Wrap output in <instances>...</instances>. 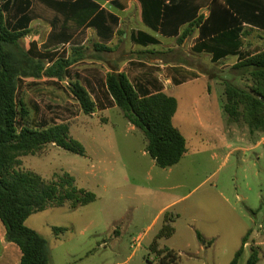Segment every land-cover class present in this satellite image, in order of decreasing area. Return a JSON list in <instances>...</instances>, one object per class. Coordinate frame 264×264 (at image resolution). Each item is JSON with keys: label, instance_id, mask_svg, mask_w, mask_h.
Instances as JSON below:
<instances>
[{"label": "rangeland", "instance_id": "rangeland-1", "mask_svg": "<svg viewBox=\"0 0 264 264\" xmlns=\"http://www.w3.org/2000/svg\"><path fill=\"white\" fill-rule=\"evenodd\" d=\"M121 2L127 10L118 16L112 38L103 40L94 30L66 22L31 0L33 20L21 41L24 47L34 41L54 60L71 58L80 49L82 60L62 82L22 80L18 98L28 111L26 124H67L85 154L48 145L22 158L20 169L46 181L68 173L96 199L74 211L48 208L31 215L25 225L48 242L50 264H158L150 246L167 212L174 234L156 241L158 249L176 253L174 264H230L247 232L239 264L251 246L259 252L257 264H264V133L249 132L242 119L232 122L223 112L225 84L249 90L251 81L233 71L236 57L213 63L210 55L192 52L191 37L177 50L165 47L162 55L138 48L131 40L143 27L137 8ZM63 32L71 36L69 45L57 40ZM163 46H176V41H164ZM260 50L264 32L248 31L242 52ZM173 68L179 69L178 79L197 80L174 86L169 94L177 102L172 123L187 151L176 165L161 169L146 153L141 132L109 104L104 80L108 72L122 71L132 83L155 79L164 88L167 79L172 83ZM71 80L89 92L96 104L92 115L80 111L68 90ZM54 227L66 231L56 237ZM196 232L213 244L199 243Z\"/></svg>", "mask_w": 264, "mask_h": 264}, {"label": "trees", "instance_id": "trees-1", "mask_svg": "<svg viewBox=\"0 0 264 264\" xmlns=\"http://www.w3.org/2000/svg\"><path fill=\"white\" fill-rule=\"evenodd\" d=\"M36 1L66 22L94 29L103 40H108L118 26L114 15L99 10L90 0ZM139 1L144 24L157 30L161 25L163 2ZM30 7L31 0H0V222L5 229V241L20 251L19 264H50L48 242L28 228L26 220L48 208L67 207L74 211L94 202L96 197L92 192L78 188L68 173L46 181L36 173L20 169L22 158L35 156L48 145L79 156L85 154L83 146L71 138L67 124L36 127L26 124L28 111L18 98L22 80L45 78L62 82L70 79V67L82 60L80 49H75L71 58L54 60L53 56L42 53L34 41L30 42L29 48L24 47L21 41L29 35L33 19ZM243 24L264 30V0H213L209 17L204 22L201 17L190 22L176 40L182 43L195 28H199L200 38L204 40L193 49L194 52L210 53L213 62L227 55H237L238 61L232 69L238 77L249 79L252 85L249 90H243L226 83L223 112L232 122L242 119L249 132L264 133V50L238 51ZM59 37L57 40L64 44L71 38L65 32ZM132 42L147 46L155 44L156 40L138 31ZM104 88L109 104L117 107L123 118L141 132L146 141L145 151L157 167L165 169L182 159L187 149L184 137L172 123L177 110L175 98L161 89L151 92L142 84L132 83L126 74L114 70L106 74ZM68 90L84 115L95 112V102L77 81L71 80ZM168 217L165 212L162 228L150 246L158 264H174L177 258L173 250L157 247V239L170 238L174 234V228L168 224L173 221ZM52 230L56 237L66 231L56 227ZM196 239L206 246L214 242L213 239L206 242L198 232ZM247 240L248 232L230 264H239ZM259 260L258 250L251 246L244 264H257Z\"/></svg>", "mask_w": 264, "mask_h": 264}, {"label": "crops", "instance_id": "crops-1", "mask_svg": "<svg viewBox=\"0 0 264 264\" xmlns=\"http://www.w3.org/2000/svg\"><path fill=\"white\" fill-rule=\"evenodd\" d=\"M67 1H75V0H67ZM90 1L97 4V6L99 7V10H106L109 13H111L112 15H114L118 19V22H119L118 16L120 15V13H123L127 10V8L123 6L121 1L127 2L128 4H134L137 8L138 16H139L141 23H142V26H143L142 30H137L136 32H138V31L143 32V33L149 35L150 37H152L156 40L155 44L147 45V46H142V45H138L135 43L134 44L138 48H140L144 51H147V50L157 51L155 53V55H162L164 52L163 50H165L166 48H167L166 51H173V50L179 49L180 47H182L180 45H182L183 42L189 37H191L194 40V43L191 46V50H192V52H194L193 49L200 42H202L204 40V39L200 38V29L199 28H195L194 31L191 33V35L188 36L180 44L177 42L176 39L180 35L182 29L184 27H186L190 22H192V21H194L200 17L203 19V22H204L209 17V15L211 13L212 2H213V0H161L163 2L161 25L158 27L157 30H152L147 25H145L143 22L142 5H141L139 0H121V1L120 0H100L101 3H98L96 0H90ZM219 1H221V0H219ZM29 27H30V25H29ZM79 27L86 28V29H92V28H87L85 25L79 26ZM92 30H94V29H92ZM251 30L264 32V30H262V29H258L256 27H251L247 24H243L242 25V31L239 35V46H238L239 52H242V40L244 38H246V35H248V31H251ZM136 32L133 35H131V40L135 36ZM113 35H114V31H113V34L111 35L110 38H112ZM70 39L64 45H69ZM167 40H175L176 46H163V42L167 41ZM171 49H173V50H171ZM161 51H163V52H161ZM150 53L154 54V52H150ZM194 53H196V52H194ZM203 53L210 55L211 61H212V55L210 53L201 52V53H196V54H203ZM228 57H236L238 59L237 55H227L224 58L220 59L218 62H220L221 60H224ZM157 60L161 61L162 58H158ZM218 62H213V63H218ZM166 66H168V64H166ZM178 70H179L178 68H173L174 76L171 78L173 84L171 83V81L169 79H167L165 81L166 87H164V88H163L162 84H160V82L155 80V79H152L151 81L135 82V84H137V83L142 84L151 92L154 91L155 89H161V91L163 93L169 95L174 86H180V85L185 84L186 82L197 80V79H185V80L178 79L175 76V73ZM185 71H191V70L186 69ZM117 72L123 73L122 71H117ZM175 81L179 82V84L175 83ZM4 237H5V229L0 222V264H19L20 257H21L19 249L14 244L7 243L5 241Z\"/></svg>", "mask_w": 264, "mask_h": 264}]
</instances>
